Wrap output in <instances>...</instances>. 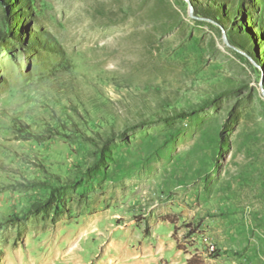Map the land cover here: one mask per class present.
<instances>
[{
  "label": "rangeland",
  "instance_id": "374dc122",
  "mask_svg": "<svg viewBox=\"0 0 264 264\" xmlns=\"http://www.w3.org/2000/svg\"><path fill=\"white\" fill-rule=\"evenodd\" d=\"M190 260L264 264V0H0V264Z\"/></svg>",
  "mask_w": 264,
  "mask_h": 264
},
{
  "label": "trees",
  "instance_id": "16d2710c",
  "mask_svg": "<svg viewBox=\"0 0 264 264\" xmlns=\"http://www.w3.org/2000/svg\"><path fill=\"white\" fill-rule=\"evenodd\" d=\"M211 104H212V100H206L202 105L198 106L197 108L192 109L191 111H185V110L176 111L175 113L168 115L167 117H160V118L153 120V121H145V122H141L139 124H136L132 127H128L126 129L120 131L119 133H114L112 136L108 137V139L105 143V146L114 142L117 139L123 138L130 131L137 130L139 128H143L145 126H148L151 124H156V123L170 124L171 122H173L174 120H177L179 118L185 119V118H188L194 114H198L202 110L209 107ZM105 153H106V150L104 149V147L102 149L98 150L97 154L99 155V159L97 161H95L94 164L88 169L89 172L96 171L97 169L100 168L102 162L105 159ZM48 204H49L48 202L36 203L33 206L31 213H39V212H43V211L47 210ZM193 234H195V231L192 232V235ZM189 264H192V260L189 261Z\"/></svg>",
  "mask_w": 264,
  "mask_h": 264
},
{
  "label": "built area",
  "instance_id": "2783aa9c",
  "mask_svg": "<svg viewBox=\"0 0 264 264\" xmlns=\"http://www.w3.org/2000/svg\"><path fill=\"white\" fill-rule=\"evenodd\" d=\"M213 250H214V248H213Z\"/></svg>",
  "mask_w": 264,
  "mask_h": 264
}]
</instances>
